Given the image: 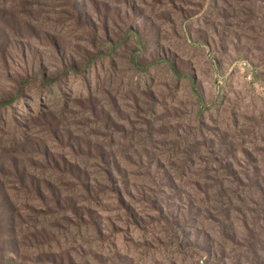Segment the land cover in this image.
<instances>
[{
	"label": "rangeland",
	"instance_id": "obj_1",
	"mask_svg": "<svg viewBox=\"0 0 264 264\" xmlns=\"http://www.w3.org/2000/svg\"><path fill=\"white\" fill-rule=\"evenodd\" d=\"M79 5L0 0V264H264V0Z\"/></svg>",
	"mask_w": 264,
	"mask_h": 264
},
{
	"label": "trees",
	"instance_id": "obj_2",
	"mask_svg": "<svg viewBox=\"0 0 264 264\" xmlns=\"http://www.w3.org/2000/svg\"><path fill=\"white\" fill-rule=\"evenodd\" d=\"M71 4L72 6L78 10V17H84L85 18V12L80 10V5H79V0H71ZM21 35V34H19ZM72 65H74V63H72ZM1 102H5V99L3 98H0V103ZM11 165L14 166V168L16 169V174H18V170H19V163L17 161H14L11 163ZM9 170V166H8V162L6 160V157L2 158V156L0 155V171H3V170ZM4 200V201H3ZM2 206L4 207V209L6 210V216H5V219H3L8 225L10 224L11 222V219H12V215L9 212V209H10V205L8 204V202L6 201L5 197H2ZM7 242V245L8 246H11V243L9 240L6 241ZM5 242V243H6Z\"/></svg>",
	"mask_w": 264,
	"mask_h": 264
}]
</instances>
